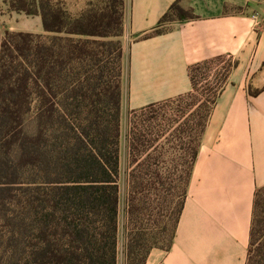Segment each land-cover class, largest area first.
Listing matches in <instances>:
<instances>
[{
    "label": "trees",
    "instance_id": "obj_1",
    "mask_svg": "<svg viewBox=\"0 0 264 264\" xmlns=\"http://www.w3.org/2000/svg\"><path fill=\"white\" fill-rule=\"evenodd\" d=\"M7 4L39 15L47 36L0 32V264H117L123 175L131 219L153 199L158 209L172 207L169 247L210 110L234 62L219 56L193 64L191 91L129 110L123 171L124 0L91 5L77 17L55 0ZM194 18L176 0L149 34ZM217 62L219 78L198 98V74ZM146 241L139 228L130 231L127 264L145 263ZM246 264H264V186L255 192Z\"/></svg>",
    "mask_w": 264,
    "mask_h": 264
},
{
    "label": "crops",
    "instance_id": "obj_2",
    "mask_svg": "<svg viewBox=\"0 0 264 264\" xmlns=\"http://www.w3.org/2000/svg\"><path fill=\"white\" fill-rule=\"evenodd\" d=\"M62 1L74 17L93 5ZM175 1L124 0L122 113L191 91L193 64L224 56L234 65L210 110L172 243L152 247L144 264H246L264 186V24L252 18L264 19V0H180L196 18L149 34ZM35 33H45L41 19Z\"/></svg>",
    "mask_w": 264,
    "mask_h": 264
},
{
    "label": "rangeland",
    "instance_id": "obj_3",
    "mask_svg": "<svg viewBox=\"0 0 264 264\" xmlns=\"http://www.w3.org/2000/svg\"><path fill=\"white\" fill-rule=\"evenodd\" d=\"M7 0H0V32L4 34L5 31L12 29V31H24V32H34L40 25V19L35 15H26L22 12L9 13ZM56 2H63L62 0H55ZM105 0H91L93 5L101 6ZM90 7V6H89ZM88 7V8H89ZM87 8V9H88ZM72 12L69 15L73 16V7L70 8ZM74 17V16H73ZM43 37H46V33H41ZM220 66L217 63L210 65V69L203 70L198 74V98H205L208 88L215 85L217 79L219 78ZM191 99H186L181 106H185L190 102ZM176 105L172 107L168 114L173 112ZM129 110L123 109V119H122V131H123V147H122V168L125 169V146H124V134L127 129V112ZM26 130L30 133L34 131L35 118L34 111L29 113L25 119ZM162 139L161 142H164ZM168 145L165 144V147ZM170 154V153H169ZM167 154L163 160H170V155ZM120 193H119V208H118V245H117V264H127L126 259V243L127 237L132 229L139 228V231L145 234L146 242L144 243L146 247H160L165 248L168 242L170 229H171V218L173 216V209L171 206H165L164 209H158L155 206V199L153 196L154 205L150 207L147 211L141 212L138 217L131 219L128 213V198H127V187L125 183V177L122 176L120 182Z\"/></svg>",
    "mask_w": 264,
    "mask_h": 264
},
{
    "label": "built area",
    "instance_id": "obj_4",
    "mask_svg": "<svg viewBox=\"0 0 264 264\" xmlns=\"http://www.w3.org/2000/svg\"><path fill=\"white\" fill-rule=\"evenodd\" d=\"M252 18H254L257 21L258 25H263L264 24V19L259 16V14L254 13L252 14Z\"/></svg>",
    "mask_w": 264,
    "mask_h": 264
}]
</instances>
